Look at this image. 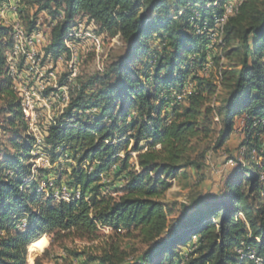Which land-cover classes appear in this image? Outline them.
Returning <instances> with one entry per match:
<instances>
[{"label":"trees","instance_id":"obj_1","mask_svg":"<svg viewBox=\"0 0 264 264\" xmlns=\"http://www.w3.org/2000/svg\"><path fill=\"white\" fill-rule=\"evenodd\" d=\"M231 1L22 0L36 9L28 32L39 13L51 15L45 49L54 58L70 57L66 40L81 16L126 45L103 74L71 92L46 134L52 164L74 162L66 174L80 198L71 201L45 197L30 179L34 139L7 72L12 28L0 21V100L17 129L15 152L0 151V264H31L47 235L95 237L100 227L138 230L148 242L133 261L106 252L102 264H238V248L253 249L264 264V0H241L222 26ZM207 64L209 76L202 73ZM237 123L241 157L231 156L235 165L220 190L194 197L171 218L170 180L204 168ZM214 134L213 145L201 147ZM114 165L117 197L104 194L100 182ZM23 218L26 227L17 228Z\"/></svg>","mask_w":264,"mask_h":264},{"label":"rangeland","instance_id":"obj_2","mask_svg":"<svg viewBox=\"0 0 264 264\" xmlns=\"http://www.w3.org/2000/svg\"><path fill=\"white\" fill-rule=\"evenodd\" d=\"M240 2L241 0H235L233 2L235 5H230L229 2L226 5L225 15L229 16L232 14ZM17 7L15 20H17L18 25L23 27L27 34H30L26 28H28L29 21L35 17L36 9L23 6L22 0H18ZM0 21L5 22L2 18ZM53 25L54 22L47 11L38 14L36 29L33 32L39 39L37 49V58L39 60L30 58L33 55V49L30 48L26 53H20V58L17 57L15 70H17L19 76L17 78V85L20 88H27V76L29 74L30 87L34 91L33 101L35 102H33V107L37 115L35 116L36 122H32V112H28L30 115L27 116L24 111L22 113L27 123V133L34 139L31 151L32 157L29 160L31 164L30 179L35 176L34 179L38 180L39 190L41 189L40 185H43H41L43 187L41 191H43L45 197L53 196L57 200H60L63 199L66 191L71 195L78 192L77 189L75 190L68 184V174L71 171V168L68 166L69 164H74V162L63 160L61 166H59V163L52 164L50 157L46 153V150L49 149L45 141L48 129L54 120H58L64 111L63 109L66 108H64L65 103L62 91L65 92L67 90L69 97H71V92L79 85L88 81L93 76L103 74L107 66L125 52L126 45L120 35L110 36L107 33L100 32L99 25L96 22L91 21L87 16H81L72 28H77L83 33L82 37L74 39V45L78 47V61L75 71L68 73L69 58L66 55L54 58L53 55L46 53L45 48L50 42ZM84 33L88 37H95V42L94 39L85 38ZM10 51L7 53L8 76L11 78L13 89H16L15 91L18 96L23 98L27 94L17 89L15 70L11 72V69H9L8 60H11V56L13 55L12 50ZM12 62L15 63L14 58H12ZM223 62H226V60L223 59ZM42 68L49 72H55V83H48L47 88H45L43 81L38 77V72H41ZM208 71L209 73H207ZM211 72L212 65H208L205 75L209 76ZM213 72H215V69ZM62 85L65 87L64 90L61 89ZM56 92H61V98L56 99ZM223 97L224 92H221L219 100H222ZM27 99L29 101L28 95ZM46 99H56L53 109H50V102H46ZM90 111L95 112L96 109L89 110L88 112ZM8 118L9 114L5 110V103L0 100V151H2L3 156L15 152L11 139L17 129L10 127ZM215 121V127L217 128V117ZM238 127L239 124L237 123L236 129L224 149L214 153L212 151L208 152L204 168L199 171L188 168L186 169L188 172L187 177L179 176L170 180L171 188L166 195L165 201L174 209L171 218L177 216L181 211L182 205L189 203L194 197L214 194L220 190L222 180L228 170L235 165V161L232 162V159H230L231 156L241 157L239 152L245 137L242 135L237 138L236 130ZM21 133L25 134V132ZM214 139L215 134L203 142L201 147L210 148L213 145ZM262 144L264 147V136L262 137ZM242 151H245V149L243 150L242 148ZM121 154L123 155L124 153L122 152ZM132 154L135 157L134 153ZM258 160L263 161L261 158ZM39 166L41 167L39 168ZM41 169L49 170L48 176H46L45 172L40 171ZM116 169L117 167H112L108 172L103 173L100 181L104 186V194L113 197L119 195L113 187H121L119 181L114 179V171ZM59 174L62 176L61 179L59 178ZM25 227L26 219L23 218L17 223V228L24 229ZM46 238L47 243L44 246L38 243L39 248L35 249L31 264H102L101 258L106 252L124 257L127 261H133L148 247V242L145 241V238L138 230H133L132 233L122 230L120 233L114 234L109 227H100L98 235L95 237H84L74 232H61L56 235H47ZM114 246L118 247L117 252H115ZM106 264H109V262Z\"/></svg>","mask_w":264,"mask_h":264},{"label":"bare ground","instance_id":"obj_3","mask_svg":"<svg viewBox=\"0 0 264 264\" xmlns=\"http://www.w3.org/2000/svg\"><path fill=\"white\" fill-rule=\"evenodd\" d=\"M19 7V6H18ZM17 7V8H18ZM230 14V13H229ZM228 15H225L222 19H221V25L223 26L226 22ZM80 27V26H79ZM82 27V26H81ZM222 28V27H221ZM20 31H12L13 33V45L12 48H14V50H12L13 55L11 56V60H8L9 63V69H11V72H13L17 66V62L16 59H18L17 57L20 56V53H26L28 49L31 48L30 45H28L27 41L24 40L23 37H30V34H27L23 27L19 26ZM81 29V28H80ZM85 34V33H84ZM87 34V33H86ZM33 35L34 32H33ZM83 36V33H81L80 30H78L77 28L72 29L71 32L69 33V37L66 40V43L68 46H73L75 40L74 39H78L80 37ZM88 37V36H87ZM74 40V41H73ZM81 40V39H80ZM98 44V43H97ZM97 47V46H96ZM33 49V48H32ZM11 52V51H10ZM33 57V55H32ZM12 58H14V62H12ZM20 58V57H19ZM18 61V60H17ZM19 69V68H18ZM8 72V71H7ZM15 73V72H14ZM209 73V71L207 72ZM21 75V74H20ZM14 76V75H13ZM11 79V78H10ZM19 86V85H18ZM18 89V88H17ZM62 89V88H61ZM65 89V87H64ZM16 90V89H15ZM20 91V90H19ZM34 94V93H33ZM62 96H63V101H64V108L69 104L71 97H69V93L67 92V90H65V92L62 91ZM21 97V96H20ZM29 97V96H28ZM27 95L23 98H21V106L22 109L24 111V113L27 115H30L29 112V101H27ZM34 107H33V112L34 116H37L35 114L34 111ZM64 110V109H63ZM30 118V117H29ZM28 121V120H27ZM31 121V120H30ZM33 122V121H32ZM34 132V131H33ZM38 139V138H37ZM40 142V141H39ZM37 143V142H36ZM35 143V144H36ZM40 145V143H39ZM38 147V146H37ZM246 149L245 147H243V150ZM35 157V156H34ZM40 159V158H39ZM34 165V164H33ZM117 166L114 165L113 168H116ZM92 170V169H90ZM35 172V171H34ZM261 180L264 182V169L261 172ZM65 190V189H64ZM65 192V191H63ZM80 198V191L77 192L76 194H70V193H66L63 196V199L66 201H71V200H75V199H79ZM47 243V238L43 237L42 239H40L39 244L44 246ZM245 247V246H244ZM238 252L240 253V262L238 264H262L263 260L259 257H257L256 252L253 249H249L248 251H245L244 248H238Z\"/></svg>","mask_w":264,"mask_h":264},{"label":"built area","instance_id":"obj_4","mask_svg":"<svg viewBox=\"0 0 264 264\" xmlns=\"http://www.w3.org/2000/svg\"><path fill=\"white\" fill-rule=\"evenodd\" d=\"M234 1L235 0H232L230 2V5H235V4H233ZM17 3H18V0H8L7 5H0V16L2 14H4V12H6V11H10L15 16H17ZM222 17H224V15ZM221 18L219 19L220 22H221ZM39 21H40V18H39ZM3 24L11 26L12 31H20L17 20H14L12 22H6L5 21V22H3ZM84 37L87 38V39H94V42H95V37H87L85 34H84ZM23 38H24V40L27 41L28 45H30L31 48H33V57H30V58H32L34 60H39L37 58V49H38V41H39V39L36 37V35H33V31L30 32V37H23ZM68 48H69V53H70V57H69V71H68V73H73L75 71V69H76V64H77V61H78V47L73 45V46H68ZM10 50H14V48H11ZM208 64H207V67H208ZM207 67H205L204 70L202 71L203 74H205V72L207 70ZM18 77H19L18 76V72H17V70H15V84H16V87L18 89L22 90L25 94H27L29 96V112H33V102H35V101H33V92L34 91L30 87L29 74L27 76V88H20L17 85V78ZM38 77L40 78L41 81H43V84L45 85V88H47L48 83H55V72H49L48 70H44L42 68L41 72H38ZM64 83H65V81H64ZM62 90H64V85H62ZM57 98H61V92H56V99ZM56 99H46V102H50V109H53V105L55 104ZM33 122H36L34 113H33ZM262 150L264 151V147H263ZM134 155H135V153H134ZM123 156H124V154H123ZM261 159H262V157H261ZM233 161L234 160L232 159V162ZM40 167L41 166H39V168ZM92 167H86V168L92 169ZM75 194L77 195V192Z\"/></svg>","mask_w":264,"mask_h":264},{"label":"crops","instance_id":"obj_5","mask_svg":"<svg viewBox=\"0 0 264 264\" xmlns=\"http://www.w3.org/2000/svg\"><path fill=\"white\" fill-rule=\"evenodd\" d=\"M7 1L8 0L3 1V3H0V5H7ZM0 17L2 19H4L5 21H10V22L13 21V20H15V18H16V16L12 12H10V11L4 12V14H2ZM236 133H237V138L240 137V136H242V134L240 132H236Z\"/></svg>","mask_w":264,"mask_h":264}]
</instances>
